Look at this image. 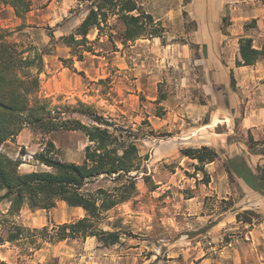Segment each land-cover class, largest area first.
<instances>
[{"label":"rangeland","instance_id":"1","mask_svg":"<svg viewBox=\"0 0 264 264\" xmlns=\"http://www.w3.org/2000/svg\"><path fill=\"white\" fill-rule=\"evenodd\" d=\"M31 1V10L23 19L15 17L10 7L0 3V28L9 31V39L22 48L51 50L43 56L39 95L50 100L52 106L77 102L90 105L109 123L132 131L138 138L139 154L147 158L143 162L145 175L155 187L150 190L141 173L136 180L137 195L104 215L99 227L120 234L119 243L109 247H102L95 237L45 242L34 232L44 226L50 228L82 218L84 212L80 208L57 202L49 211H30L24 207L10 214L9 203L2 201L0 237L5 240L16 227L23 230L17 240L0 245V261L5 264H264V190L254 191L237 177L230 179L224 167L226 160L234 156L243 158L254 168L263 164L264 157L253 154L247 141L249 136L264 141V128L254 133L242 129L237 116L229 126L228 122H217L228 118L227 95L230 91L237 93L235 80L225 66L219 69L197 58L201 49L190 45L179 47L188 38L176 36L169 41L173 36L171 29L180 22L185 31L193 30L195 21L191 15L202 12L201 6L182 10L177 0H156L157 17H166L164 10L171 8L178 12V17L174 14L166 24L159 21L164 25V45L160 38H151L123 46L117 37V31L121 30L116 17H110L102 30V42L97 39L96 31L87 35L92 41L93 54L84 53L80 63L61 37L72 33L84 19L88 3ZM135 1L142 11L150 12L149 0ZM197 2L201 4L205 0ZM151 10L155 8L151 6ZM210 18L200 17L206 22ZM61 60L66 61L63 64ZM208 71L217 77L216 85L211 79L207 81ZM260 83L264 85V80ZM159 93L165 95V100L157 104ZM160 111L163 116L156 117ZM71 117L93 124L78 114ZM165 121L168 128L163 126ZM153 123H162L163 127L155 130ZM207 123L214 126H206ZM196 128H200L197 136ZM171 135L174 143L186 138L192 141L191 148L206 146L214 149L218 157L204 165V174L196 169V160L151 158L152 149ZM46 141L54 144L59 160L74 163H81L88 144L81 132L58 131L43 136L25 128L13 141L4 143L1 150L20 159L21 173L49 171L33 159ZM159 147L165 151L169 144L162 143ZM186 147L189 146L181 149ZM21 149L24 155L20 154ZM262 149V144L255 148ZM98 186L109 187L110 183L101 181L90 187ZM244 211L254 213L246 215L251 218V224L240 221L244 219Z\"/></svg>","mask_w":264,"mask_h":264},{"label":"trees","instance_id":"2","mask_svg":"<svg viewBox=\"0 0 264 264\" xmlns=\"http://www.w3.org/2000/svg\"><path fill=\"white\" fill-rule=\"evenodd\" d=\"M76 1L88 3L87 14L72 33L61 37V41L70 48L71 55L77 61L83 60L84 53L93 54L92 41L87 39V35L96 31L97 38L100 37L110 17H116L123 26L118 35L123 46L138 39L151 38H160L165 44L164 27L151 14L142 11L135 0ZM0 3L10 7L19 19H23L32 6L31 0H0ZM221 22L225 25L226 18H222ZM253 25L254 22L250 24ZM10 36L9 31L0 28V148L5 142L13 141L25 128L43 136L58 131L81 132L88 144L81 163H74L59 160L54 144L46 141L45 147L35 153L33 159L50 170L28 173L19 171L22 164L20 159H13L0 150V203H9L10 214H16L24 207L30 211H49L57 202H64L68 207L80 208L84 212V216L75 221L34 230L42 241L55 243L95 237L102 247L118 244L119 232L105 231L99 227L104 215L137 195L136 180L141 173H144L142 179L147 187L150 190L155 187L145 175L143 162L147 158L139 154L136 145L138 138L132 131L109 123L90 105L82 102L52 106L50 100L39 95L43 56L50 54L51 50L22 48L11 41ZM49 37L52 38V34ZM192 47L197 48L195 45ZM202 53L206 55L205 47ZM239 57L236 66H250L264 57V51L253 49L250 38H240ZM61 61L64 64L66 60ZM68 67L75 72L71 65ZM78 74L82 75L81 72ZM163 100L165 95L159 93L155 102L159 104ZM161 112L155 116L162 117L164 113ZM73 114L87 117L93 124H84L72 118ZM261 144L264 146V141L248 137V149L264 157V149L255 150ZM24 152L20 150L21 155ZM180 154L196 160V169L203 174L204 165L218 157L214 149L206 146L182 148ZM224 167L230 179L237 177L254 191L264 190V162L254 168L243 158L234 156L226 160ZM101 181L109 182L110 186L90 187ZM251 214L254 213L244 211V219L240 221L251 224V218L246 216ZM239 217L237 214V220ZM22 230L16 227V231L9 233L5 240L0 237V245L4 241L17 240ZM0 264L5 263L0 261Z\"/></svg>","mask_w":264,"mask_h":264},{"label":"crops","instance_id":"3","mask_svg":"<svg viewBox=\"0 0 264 264\" xmlns=\"http://www.w3.org/2000/svg\"><path fill=\"white\" fill-rule=\"evenodd\" d=\"M177 1L182 5V10L197 5L201 6L203 11L195 15L193 13V16L191 15L192 20L195 21L193 30L188 32L185 31L182 22H180L179 26L172 28L170 32L173 36H171L169 41H172L176 36L188 38V41L180 43L179 47H187L188 45L192 47V45H195L197 48L201 49V54L198 55L197 58L200 57L203 62L206 60L209 64L212 63L218 68L220 67L219 69L225 66L226 70L231 74L230 77L232 76L231 78L236 82L237 93L235 91H230L227 95L230 105L228 118L218 119L217 122H224L223 124L228 122L227 126H229L232 119L237 116L239 118L238 124L242 129L250 130L254 133L256 129L264 128V85L260 83L261 80H264V57L254 65H235L236 60L240 59V38H250L252 40L253 49L264 51V0H205V2L201 4L197 2L198 0H196L195 3L193 0L188 3H184L181 0ZM147 4L148 8L150 7V12L147 13L151 14L156 21L162 20L163 23L166 24L167 21H172L171 18L174 14L178 17V12L174 13L175 10L172 8L170 11L164 10L166 12V17H157V6L159 4L156 0H149ZM151 6L154 7L155 10H151ZM206 16L211 17L209 22L200 19V17ZM222 18H226L225 25L221 22ZM115 21L122 31V24L117 19ZM252 22H254V25L249 26L248 24ZM121 31H117V35H119ZM97 39H100L99 41L102 42L101 36ZM203 47L206 49L205 56H203L202 53ZM80 63L83 62L80 61ZM218 68L216 69L218 70ZM213 74L214 72L208 71L206 78L207 81L211 79L213 85H216L214 79L217 77ZM208 85L212 87L210 82H208ZM208 94L209 93H207V95ZM211 99H214V96H212ZM212 118L213 117L210 116L211 121ZM163 124L165 128H168L166 127V121ZM205 125L214 126V124L210 125L209 123ZM163 126L162 123H153V128L155 130ZM199 130L200 128L195 129L196 136L200 133ZM185 139L186 138H181L180 140H183L181 143H174L172 140H175V138L171 135L160 143L169 144V149L161 151L159 147L160 144L156 145L152 149L151 158L156 157L157 160L179 159L183 162L185 160L194 161L180 154L182 146L194 147V145L190 144L192 141L188 142ZM196 141L197 140H195V142ZM7 155L15 159L11 155ZM38 211L40 212L43 210Z\"/></svg>","mask_w":264,"mask_h":264}]
</instances>
